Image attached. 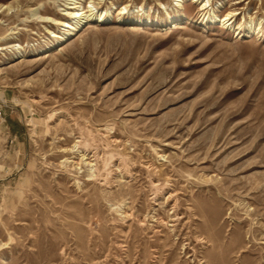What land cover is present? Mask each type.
<instances>
[{"label":"rangeland","instance_id":"374dc122","mask_svg":"<svg viewBox=\"0 0 264 264\" xmlns=\"http://www.w3.org/2000/svg\"><path fill=\"white\" fill-rule=\"evenodd\" d=\"M0 264H264V0H0Z\"/></svg>","mask_w":264,"mask_h":264},{"label":"bare ground","instance_id":"6f19581e","mask_svg":"<svg viewBox=\"0 0 264 264\" xmlns=\"http://www.w3.org/2000/svg\"><path fill=\"white\" fill-rule=\"evenodd\" d=\"M205 8H206V5L202 4V9H205ZM66 10H68V11H66L63 14V16H66L68 18V20L71 21L72 23H69V21L57 23L58 26L62 27L63 29H66V31L68 32V33H66L67 35L65 34L64 36H61L59 38L55 37L56 39H60L61 41H63L65 39V36L67 37V36L71 35L72 33L77 32L81 28L82 24L85 21L96 20L97 22H104L105 17H106V15L104 16L101 13L99 15L95 14V13H93L94 11H91V10L88 11L89 14L87 13V11L82 13L83 9H81V3H75ZM231 18H232V15H227L226 18L222 21V24L227 26L228 23L230 22ZM82 162H84V161H82ZM78 164H79V162H78ZM92 169H93V167H92Z\"/></svg>","mask_w":264,"mask_h":264}]
</instances>
